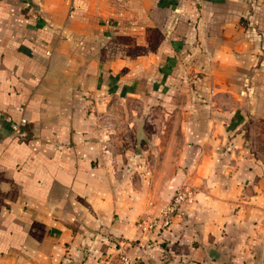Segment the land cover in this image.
Wrapping results in <instances>:
<instances>
[{
    "label": "crops",
    "instance_id": "crops-1",
    "mask_svg": "<svg viewBox=\"0 0 264 264\" xmlns=\"http://www.w3.org/2000/svg\"><path fill=\"white\" fill-rule=\"evenodd\" d=\"M152 113L172 125L148 133ZM249 121L264 0H0V264H263ZM183 182L194 203L140 249Z\"/></svg>",
    "mask_w": 264,
    "mask_h": 264
},
{
    "label": "built area",
    "instance_id": "built-area-1",
    "mask_svg": "<svg viewBox=\"0 0 264 264\" xmlns=\"http://www.w3.org/2000/svg\"><path fill=\"white\" fill-rule=\"evenodd\" d=\"M25 123L24 120L20 124ZM13 132L19 133L18 125H14ZM195 191L192 187L182 185L177 188L167 205L155 214L141 218L137 223L140 232V241L145 242L140 249L146 250L150 247L151 238L158 237L167 232L172 224L173 218L181 213L182 209L190 207L194 203ZM139 260L137 256H128L125 253L120 254L118 264H137Z\"/></svg>",
    "mask_w": 264,
    "mask_h": 264
},
{
    "label": "rangeland",
    "instance_id": "rangeland-1",
    "mask_svg": "<svg viewBox=\"0 0 264 264\" xmlns=\"http://www.w3.org/2000/svg\"><path fill=\"white\" fill-rule=\"evenodd\" d=\"M160 104H162L160 100L159 101L157 100V102H154L152 105L160 106ZM137 105H140V104H137ZM176 105H177V100H175V104H173V107H175ZM173 114L174 113H168V114L152 113L146 116L144 114H141V115L137 114V117L138 119H140L141 122L147 123L148 133L155 134L157 133V130H158L157 128L155 129V126L157 125V123L160 124L159 125L160 127L163 126V123L165 124V126L168 125V127L172 125L173 120H174ZM120 131L121 133H119L118 136L122 140L121 149L126 150L129 146H131V143L133 142L135 138V134L131 128L129 129L128 127H126L125 124H123L122 120H121ZM167 134L170 140L176 139V135L174 134L172 130L169 129L167 131ZM245 137L247 141L249 142V145L247 147L249 152L252 153L264 165V124L256 123L254 121H249L245 127ZM138 148L140 147L138 146ZM152 148L154 149L155 147H152ZM182 185H187L189 187L192 186L189 183L183 182L179 187H181Z\"/></svg>",
    "mask_w": 264,
    "mask_h": 264
},
{
    "label": "water",
    "instance_id": "water-1",
    "mask_svg": "<svg viewBox=\"0 0 264 264\" xmlns=\"http://www.w3.org/2000/svg\"><path fill=\"white\" fill-rule=\"evenodd\" d=\"M263 264H264V258H263Z\"/></svg>",
    "mask_w": 264,
    "mask_h": 264
}]
</instances>
